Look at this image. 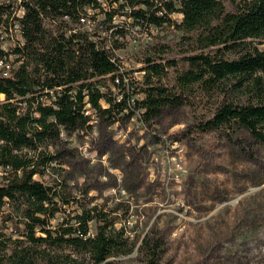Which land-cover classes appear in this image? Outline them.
Here are the masks:
<instances>
[{
	"label": "trees",
	"instance_id": "16d2710c",
	"mask_svg": "<svg viewBox=\"0 0 264 264\" xmlns=\"http://www.w3.org/2000/svg\"><path fill=\"white\" fill-rule=\"evenodd\" d=\"M113 1L134 27L178 30L181 67L164 57L167 45L147 48L144 97L130 103L132 86L116 100L111 86L120 62L111 58L123 48L118 37L125 36L112 23L116 9L104 13L107 36L100 39L93 29L72 24L80 23L86 8H100L101 0H20L23 14L16 21L22 42L10 51L17 64L6 75L0 68V208L7 210L0 264H113L114 257L131 252L120 224L127 209L120 203L105 209L92 198L81 202L63 181L49 185L34 178L48 167L74 166L78 158L87 162L70 143L74 134L96 129L97 152L120 172L126 193L143 186L139 152L117 143L111 126L125 125L138 109L146 122L160 119L182 103L177 92L191 84L223 96L201 130L226 125L264 143V0ZM7 6L0 3V26L10 14ZM56 21L60 32L46 23ZM8 55L0 46V60ZM168 67H175L171 86L162 82ZM235 91L244 99L234 98ZM70 204L75 207L66 212Z\"/></svg>",
	"mask_w": 264,
	"mask_h": 264
},
{
	"label": "rangeland",
	"instance_id": "374dc122",
	"mask_svg": "<svg viewBox=\"0 0 264 264\" xmlns=\"http://www.w3.org/2000/svg\"><path fill=\"white\" fill-rule=\"evenodd\" d=\"M0 3L8 5L5 11L10 13L8 17L3 15L6 22L0 26V46L9 53L6 62L16 66V56L10 51L20 43L16 18L23 10L20 0ZM117 4L101 0L100 8H86L84 23L72 25L79 30L93 29L104 39V13L116 9L112 23L125 31L123 38L118 37L123 45L117 50L118 56L132 78L134 99H142L143 52L165 44L169 51L164 57L176 61L180 68L176 60L181 56L177 45L180 32L170 26L146 32L134 28ZM171 17L178 21L181 15L173 13ZM58 22L46 23L60 32ZM130 38L135 41L128 45ZM174 69L167 68L164 84L173 85ZM177 94L182 103L160 119L146 122L141 117L111 126L117 143L125 142L139 152L143 177L140 189L126 193L121 188L120 172L111 169L107 156L97 152L95 128L70 138L87 162L78 158L74 166L48 167L34 178L49 185L63 181L66 191L81 202L82 197L92 198V203L105 204V209L115 203L127 209L120 224L125 226L133 248L114 257L113 264H149L151 257L152 264H264V143L244 132L235 134L234 128L226 125L200 129L199 125L212 117L222 95L209 94L198 84ZM231 95L241 98L236 91ZM73 207L75 204L66 206V212ZM6 212L0 208V227ZM146 238L148 243L144 245Z\"/></svg>",
	"mask_w": 264,
	"mask_h": 264
},
{
	"label": "built area",
	"instance_id": "2783aa9c",
	"mask_svg": "<svg viewBox=\"0 0 264 264\" xmlns=\"http://www.w3.org/2000/svg\"><path fill=\"white\" fill-rule=\"evenodd\" d=\"M86 21L85 16L80 18V23H84ZM134 28H138L137 26ZM131 32H133L134 30L131 29ZM146 32V31H144ZM146 42V38L143 39ZM132 41L134 42L135 40H132L131 38L128 40V45L132 44ZM22 42L21 38H20V43ZM133 47L135 49L138 48V45H134ZM112 61L118 60V62H120V65L118 66V70L117 72L114 74L113 76V82H112V86L111 89L113 91L114 97L116 98V100H120L122 98V93L123 91H126L127 93H131L132 91V83L131 80L132 78L127 74L125 68H123L122 62L120 60V57L118 56V51L114 50V55L111 58ZM0 64H1V68L3 70V75H6L8 72V69L10 67V65L7 62H2V60H0ZM128 101L130 103L134 102V97L133 94L130 95V97L128 98ZM88 112V111H87ZM141 110H135L133 115L130 117L131 119H139L141 118Z\"/></svg>",
	"mask_w": 264,
	"mask_h": 264
}]
</instances>
